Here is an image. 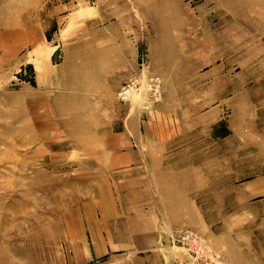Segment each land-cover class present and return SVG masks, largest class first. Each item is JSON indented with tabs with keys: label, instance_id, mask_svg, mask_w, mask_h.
Returning a JSON list of instances; mask_svg holds the SVG:
<instances>
[{
	"label": "rangeland",
	"instance_id": "1",
	"mask_svg": "<svg viewBox=\"0 0 264 264\" xmlns=\"http://www.w3.org/2000/svg\"><path fill=\"white\" fill-rule=\"evenodd\" d=\"M0 264H264V0H0Z\"/></svg>",
	"mask_w": 264,
	"mask_h": 264
},
{
	"label": "crops",
	"instance_id": "2",
	"mask_svg": "<svg viewBox=\"0 0 264 264\" xmlns=\"http://www.w3.org/2000/svg\"><path fill=\"white\" fill-rule=\"evenodd\" d=\"M104 152V151H103ZM113 157L110 156V155H104L103 157H101L99 159V162L101 164H105V167H106V171L105 172H108V173H112L114 175V172H112V170H114V164H112V166L110 165L111 164V161H112ZM108 175V174H106ZM115 176V175H114ZM109 184V183H108Z\"/></svg>",
	"mask_w": 264,
	"mask_h": 264
}]
</instances>
